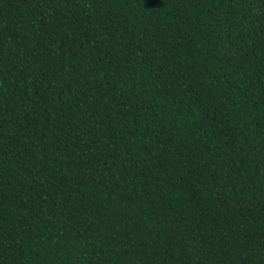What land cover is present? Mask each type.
<instances>
[{"label":"trees","instance_id":"16d2710c","mask_svg":"<svg viewBox=\"0 0 264 264\" xmlns=\"http://www.w3.org/2000/svg\"><path fill=\"white\" fill-rule=\"evenodd\" d=\"M0 264H264V0H0Z\"/></svg>","mask_w":264,"mask_h":264}]
</instances>
